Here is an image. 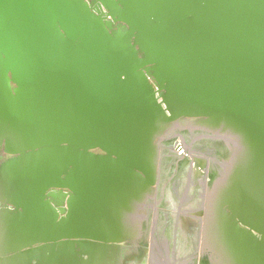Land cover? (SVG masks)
<instances>
[{
    "label": "water",
    "instance_id": "95a60500",
    "mask_svg": "<svg viewBox=\"0 0 264 264\" xmlns=\"http://www.w3.org/2000/svg\"><path fill=\"white\" fill-rule=\"evenodd\" d=\"M3 144L10 264H264V0H0Z\"/></svg>",
    "mask_w": 264,
    "mask_h": 264
},
{
    "label": "flooded vegetation",
    "instance_id": "af4514ba",
    "mask_svg": "<svg viewBox=\"0 0 264 264\" xmlns=\"http://www.w3.org/2000/svg\"><path fill=\"white\" fill-rule=\"evenodd\" d=\"M175 128L176 127L169 130L168 134H172L175 131ZM177 144H178V140L175 142V149L176 150H177ZM17 156L18 155L15 153L6 152L4 150V144L1 145L0 146V170L2 169V167H4L6 165V163L9 160L15 159V158H17ZM51 190L52 189H49V191H51ZM53 190L56 192L63 191L65 193L71 192L70 189H68V188H56ZM4 208H5L4 203H2V201H0V212H2L4 210ZM62 215L63 214L60 213V216H62ZM126 247H128L130 250H132V253L130 254L131 256L128 257V259L126 261L127 264H172L171 263L172 259H166V258L163 259V258H160V256L158 258L150 259L149 255H148L149 248L147 246H145V244H143V243H133V244L130 243V244H127ZM190 247H192V246H187V247L184 246V248H182V249H180V251H178V254H180V255H179L178 259H176V261H175L177 264H193V253L191 254V257H187L188 251H185ZM183 255H185V257H182ZM6 258L7 257L3 258L0 256V264H10L13 261L10 259L8 260ZM14 262H17V260ZM168 262H170V263H168ZM18 263H19V261H18Z\"/></svg>",
    "mask_w": 264,
    "mask_h": 264
},
{
    "label": "crops",
    "instance_id": "0c3cea01",
    "mask_svg": "<svg viewBox=\"0 0 264 264\" xmlns=\"http://www.w3.org/2000/svg\"><path fill=\"white\" fill-rule=\"evenodd\" d=\"M128 231V230H127ZM142 233H146V230L145 229H142ZM150 233V232H149ZM143 244H145V246H147L149 249H151V246L150 245V242L149 241H146V239H143L142 242ZM153 248V247H152Z\"/></svg>",
    "mask_w": 264,
    "mask_h": 264
},
{
    "label": "built area",
    "instance_id": "2783aa9c",
    "mask_svg": "<svg viewBox=\"0 0 264 264\" xmlns=\"http://www.w3.org/2000/svg\"><path fill=\"white\" fill-rule=\"evenodd\" d=\"M177 150H178L179 152H183V149L181 148V146H180L179 143L177 144Z\"/></svg>",
    "mask_w": 264,
    "mask_h": 264
}]
</instances>
